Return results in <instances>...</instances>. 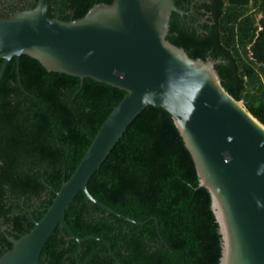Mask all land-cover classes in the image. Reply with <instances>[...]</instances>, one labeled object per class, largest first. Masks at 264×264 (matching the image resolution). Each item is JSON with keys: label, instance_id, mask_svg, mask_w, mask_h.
Listing matches in <instances>:
<instances>
[{"label": "trees", "instance_id": "obj_1", "mask_svg": "<svg viewBox=\"0 0 264 264\" xmlns=\"http://www.w3.org/2000/svg\"><path fill=\"white\" fill-rule=\"evenodd\" d=\"M47 1L50 17L72 20L112 0ZM174 3L184 13H171L166 39L191 58L212 60L223 88L264 125V0H210L194 4V16L184 0ZM34 5L0 0V17ZM18 74L20 84L12 57L0 79V214L8 219L9 210H17L13 220L22 235L40 219L125 92L48 70L28 55L19 57ZM87 190L143 223L107 213L80 191L65 210L67 225L78 237L105 240L112 254L103 241L78 243L56 227L39 264H218L220 234L210 194L198 185L192 157L163 108L148 105L133 118Z\"/></svg>", "mask_w": 264, "mask_h": 264}, {"label": "water", "instance_id": "obj_2", "mask_svg": "<svg viewBox=\"0 0 264 264\" xmlns=\"http://www.w3.org/2000/svg\"><path fill=\"white\" fill-rule=\"evenodd\" d=\"M0 17V79L12 57L28 55L46 69L117 87L125 95L105 118L44 213L0 256V264H39L56 227L80 243L65 210L78 192L123 220L142 224L93 197L91 175L133 118L146 106L166 110L189 151L198 185L210 194L220 234L218 264H264V125L221 85L212 60L191 58L166 39L174 0H112L81 17L48 15V1ZM20 84V82H19ZM155 219L154 217H150ZM67 233H65V232ZM112 254V253H111Z\"/></svg>", "mask_w": 264, "mask_h": 264}, {"label": "flooded vegetation", "instance_id": "obj_3", "mask_svg": "<svg viewBox=\"0 0 264 264\" xmlns=\"http://www.w3.org/2000/svg\"><path fill=\"white\" fill-rule=\"evenodd\" d=\"M33 1V0H29ZM208 3L210 0H184L185 6L189 5L188 13L194 16L193 5H199L202 3ZM248 3H253V0H248ZM200 12H203V8H197ZM207 15L201 14V20H203ZM18 215L17 210H9V218L6 219L4 214H0V256L5 254L11 248L10 239H18L20 235V229L16 228L15 220L13 217ZM23 235V234H22Z\"/></svg>", "mask_w": 264, "mask_h": 264}, {"label": "rangeland", "instance_id": "obj_4", "mask_svg": "<svg viewBox=\"0 0 264 264\" xmlns=\"http://www.w3.org/2000/svg\"><path fill=\"white\" fill-rule=\"evenodd\" d=\"M263 82H264V75L262 76Z\"/></svg>", "mask_w": 264, "mask_h": 264}]
</instances>
